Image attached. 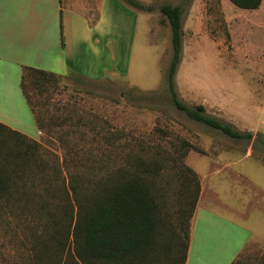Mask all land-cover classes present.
<instances>
[{"label":"trees","instance_id":"1","mask_svg":"<svg viewBox=\"0 0 264 264\" xmlns=\"http://www.w3.org/2000/svg\"><path fill=\"white\" fill-rule=\"evenodd\" d=\"M125 1L144 8L138 0ZM230 1L246 10L263 3ZM183 11L182 5L161 6L172 29L167 82L173 105L233 139L264 143L262 132L235 129L208 116L203 105L193 107L180 100L175 77L183 53ZM64 77L87 79L23 67L21 88L45 141L0 122V262L186 264L202 192L198 172L185 162L194 146L183 140L172 150L118 131L104 137V151L71 144L61 157L48 145L54 136L70 145L64 135L80 133L86 139L79 128L88 126L83 117H74V106L51 108V93L61 90ZM253 249L252 243L247 245L232 264H264V254Z\"/></svg>","mask_w":264,"mask_h":264},{"label":"rangeland","instance_id":"2","mask_svg":"<svg viewBox=\"0 0 264 264\" xmlns=\"http://www.w3.org/2000/svg\"><path fill=\"white\" fill-rule=\"evenodd\" d=\"M138 1L144 8L125 1L133 7L126 11L128 28L115 20L111 38L82 47L75 65L87 79L64 77L61 90L51 93L53 111L74 106V117L84 118L88 126L79 129L86 139L80 133L64 135L70 145H62L55 135L48 145L63 157L71 144L104 151V137L118 131L172 150L173 144L189 141L194 148L185 162L211 188L203 201L251 227L253 251L264 254V143L233 139L175 108L167 82L172 29L161 12L165 3L184 10L183 53L175 77L180 100L203 105L208 116L235 129L264 134V5L247 11L230 0ZM31 120L35 127L33 115Z\"/></svg>","mask_w":264,"mask_h":264},{"label":"crops","instance_id":"3","mask_svg":"<svg viewBox=\"0 0 264 264\" xmlns=\"http://www.w3.org/2000/svg\"><path fill=\"white\" fill-rule=\"evenodd\" d=\"M127 7L133 8L124 0H0V122L41 140L21 88L23 67L79 75L75 63L82 47L111 38L115 20L128 28ZM210 191L202 182L186 264H232L255 241L251 227L203 201Z\"/></svg>","mask_w":264,"mask_h":264}]
</instances>
